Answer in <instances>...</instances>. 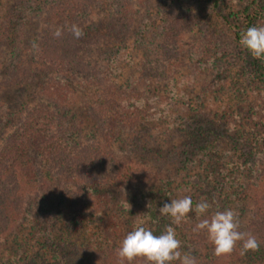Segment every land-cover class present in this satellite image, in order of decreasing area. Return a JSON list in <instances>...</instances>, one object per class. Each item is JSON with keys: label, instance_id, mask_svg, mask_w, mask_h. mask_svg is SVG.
I'll use <instances>...</instances> for the list:
<instances>
[{"label": "rangeland", "instance_id": "374dc122", "mask_svg": "<svg viewBox=\"0 0 264 264\" xmlns=\"http://www.w3.org/2000/svg\"><path fill=\"white\" fill-rule=\"evenodd\" d=\"M4 1L0 0V14L5 13ZM11 1L14 21L0 47V80L20 59L25 65L33 59V49L22 58L15 45L25 18L32 21L24 28L28 45L53 6L72 10L74 3L81 2V27H77L88 36L101 31L97 32L100 40L89 48L102 61L101 75L68 78L76 92L66 115L73 119L70 129L82 143H101L116 160L127 162L134 174L149 177L121 188L120 200L131 207L122 210L120 202L114 206L118 248L143 221L138 216L147 203L158 220L143 221L144 226L159 235L171 224L159 208L190 196L193 209L203 199L211 208L199 217L193 210L179 225H172L182 253H191L196 264L211 260L212 264H264V75L258 81L249 79L242 46L233 32L250 12L249 0ZM261 1L256 26L264 25ZM38 88L36 82L14 84L3 89L1 96L9 112H21L32 103L54 111L50 101L36 96ZM124 113L138 116L141 123L131 127L110 117ZM112 126L113 131H107ZM13 129L0 128V146ZM258 182L257 190L253 186ZM209 189L216 191L209 194ZM244 189H250L246 192L250 198L242 202ZM225 209L238 212L240 231L256 237L257 251L241 255L238 243L231 254L217 257L206 232L194 231L200 220ZM21 222L18 219L0 232V264H53L57 257L52 246ZM50 234L55 242L65 240L59 224ZM73 239L84 253L81 236L73 235ZM92 257L90 264H105L104 255Z\"/></svg>", "mask_w": 264, "mask_h": 264}, {"label": "trees", "instance_id": "16d2710c", "mask_svg": "<svg viewBox=\"0 0 264 264\" xmlns=\"http://www.w3.org/2000/svg\"><path fill=\"white\" fill-rule=\"evenodd\" d=\"M1 4L5 13L0 14V47L14 21L10 11L12 1L5 0ZM59 6L50 7L45 19L39 21L41 29L31 43L34 47L26 44L24 29L32 21L28 19L26 22V18L21 21L15 45L22 58L30 55L33 49V59L30 57L26 65L20 59L15 66L9 67L7 77L0 80V128L14 127L0 146V232L21 219L22 224H28L43 242L52 246L57 257L53 264H90L92 256L100 255H104L105 264H120L118 246L114 241L119 235L115 224L118 213L114 206L120 202L122 210L127 208V203L120 200L121 188L132 181H146L149 177L135 175L127 168V162L116 160L101 143L86 145L72 133L70 128L74 122L66 112L72 109L76 91L68 78L100 77L102 61L93 57L89 48L94 40H100L97 32L101 31L77 38L70 32L73 25L81 27V19L78 20L81 18V2L74 3L72 10ZM249 6L250 12L242 25L233 28L238 43L247 28L256 26L262 1L249 0ZM57 28L62 33L59 37L54 36ZM241 50L249 79L260 80L264 75V58H253L246 49L242 47ZM33 82L39 87L36 96L50 101L54 111L44 104L32 103L21 112H9L1 96L3 89ZM99 107L103 108L102 103ZM110 117L131 127L142 121L138 116L125 113ZM108 128L107 131H113V126ZM206 149L202 150L207 153ZM259 186L258 182L253 187L258 190ZM249 190L242 191L240 201H248L250 197L246 192ZM215 191L209 189V194ZM202 193L198 195L204 196ZM138 219L151 223L158 217L152 205L147 203ZM56 224L60 225L65 240H53L50 231ZM76 234L81 236L85 245L84 253L73 239ZM33 254L31 250L29 255ZM32 258L35 260L34 256ZM132 264L146 262L134 260Z\"/></svg>", "mask_w": 264, "mask_h": 264}, {"label": "clouds", "instance_id": "9594fccd", "mask_svg": "<svg viewBox=\"0 0 264 264\" xmlns=\"http://www.w3.org/2000/svg\"><path fill=\"white\" fill-rule=\"evenodd\" d=\"M71 30L77 38L83 35L82 30L75 25ZM61 34V30L57 29L54 36L59 37ZM239 43L253 58H264V25L247 28L241 34ZM130 207L127 203V211ZM210 208V203L201 200L193 209L190 196L164 203L159 208V213L170 217L171 224L166 226L161 234L155 235L150 228L144 226L143 221L138 222L134 229L126 234L117 249L120 264L125 262L132 264L138 258H142L146 264H171L173 261H179L180 264H196V259L191 253L180 251L181 241L177 239L176 230L172 225H179L193 210L199 217L207 213ZM194 231L206 232L217 257L231 254L238 243L242 244L241 255L259 249V242L255 236L240 231L239 214L233 209L214 212L211 216L200 220Z\"/></svg>", "mask_w": 264, "mask_h": 264}]
</instances>
